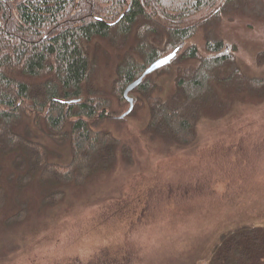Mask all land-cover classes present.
<instances>
[{
    "label": "rangeland",
    "instance_id": "rangeland-1",
    "mask_svg": "<svg viewBox=\"0 0 264 264\" xmlns=\"http://www.w3.org/2000/svg\"><path fill=\"white\" fill-rule=\"evenodd\" d=\"M216 35L248 77L264 78V0H249L226 16ZM205 44L201 30L181 52L196 45L208 56ZM100 47L94 84L118 113L100 130L128 147L130 158L119 146L117 160L84 183L44 182L40 174L29 183L28 172L15 164L16 153L0 154L6 191L0 264H210L224 235L264 228V94L220 85L215 105L197 123L195 140L181 144L171 133L149 130L151 108L139 92L130 95L132 113L119 119L130 110L114 92L125 53L107 43ZM199 65L189 61L152 74L151 96L171 102L179 70ZM19 130L31 131L51 162H71V147L58 145L33 119Z\"/></svg>",
    "mask_w": 264,
    "mask_h": 264
},
{
    "label": "trees",
    "instance_id": "trees-1",
    "mask_svg": "<svg viewBox=\"0 0 264 264\" xmlns=\"http://www.w3.org/2000/svg\"><path fill=\"white\" fill-rule=\"evenodd\" d=\"M248 2L0 0L1 156L16 153L15 164L28 172L29 183L38 174L44 182L84 183L94 171L112 165L116 148L123 146L111 132L100 130L118 116L112 99L94 84L101 44L125 53L114 91L125 103V90L150 65L175 50L180 53L204 30L208 56L189 45L171 65L155 72L179 63H200L197 68L179 70L171 102L151 96L156 88L151 75L135 90L150 105V131L171 133L176 142L191 143L203 110L215 105L212 98L217 87L226 83L238 91L264 94V78L248 77L216 35L222 20ZM259 59L264 62V54ZM223 69L230 73L224 75ZM26 118L44 127L58 145L71 147L68 165L51 162L48 148L35 141L31 131L20 132ZM123 150L124 157L130 158V149L123 146ZM5 201L6 191L0 184V207ZM210 264H264V228L242 227L224 235Z\"/></svg>",
    "mask_w": 264,
    "mask_h": 264
},
{
    "label": "water",
    "instance_id": "water-1",
    "mask_svg": "<svg viewBox=\"0 0 264 264\" xmlns=\"http://www.w3.org/2000/svg\"><path fill=\"white\" fill-rule=\"evenodd\" d=\"M178 53H179V50H175L172 54L155 61L152 65H150V67H148V69L145 71L142 77H140L138 80H136L135 82H133L131 85L127 87V89L124 92V97L126 101H128L130 104V110L126 114L119 117V119L121 120L125 119L127 116H129L132 113L134 109V99L131 98L130 95L142 85L145 78L171 65L172 62L177 58ZM162 61H165V62L162 63Z\"/></svg>",
    "mask_w": 264,
    "mask_h": 264
},
{
    "label": "snow or ice",
    "instance_id": "snow-or-ice-1",
    "mask_svg": "<svg viewBox=\"0 0 264 264\" xmlns=\"http://www.w3.org/2000/svg\"><path fill=\"white\" fill-rule=\"evenodd\" d=\"M165 61H162V63H164Z\"/></svg>",
    "mask_w": 264,
    "mask_h": 264
}]
</instances>
